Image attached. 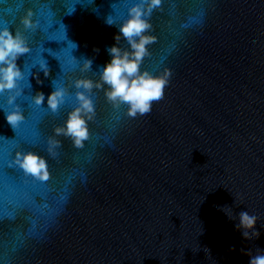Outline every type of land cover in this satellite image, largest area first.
<instances>
[{
	"label": "water",
	"instance_id": "water-1",
	"mask_svg": "<svg viewBox=\"0 0 264 264\" xmlns=\"http://www.w3.org/2000/svg\"><path fill=\"white\" fill-rule=\"evenodd\" d=\"M139 2L0 0V29L30 48L17 61L25 120L15 129L0 93V264H228L244 240L236 213L264 212V0H161L141 70H170L163 98L133 118L93 89L83 147L59 136L49 152L77 106L73 82L99 79ZM29 10L33 29L20 22ZM53 82L68 93L56 113L31 99ZM17 151L43 156L49 179L10 166Z\"/></svg>",
	"mask_w": 264,
	"mask_h": 264
},
{
	"label": "clouds",
	"instance_id": "clouds-1",
	"mask_svg": "<svg viewBox=\"0 0 264 264\" xmlns=\"http://www.w3.org/2000/svg\"><path fill=\"white\" fill-rule=\"evenodd\" d=\"M159 5L160 0H140L139 3L131 6L128 9V18L119 25V31L113 37L116 43L106 49L111 59L100 70L99 79L94 81L90 78H80L73 82L77 89L75 92L77 106L68 112L63 126L54 128V136L48 141L50 153L53 148L60 145V142L55 139L59 136L70 138L74 147H83V142L89 138L88 122L95 115V105L90 95L93 89L103 90L107 101L114 107H119L121 104L127 105V114L133 118L137 114L143 116L149 113L152 103L163 98L165 86L171 76L170 70L166 68L159 75H153L148 70H141L144 58L150 54L148 46L156 39L146 33L151 29L149 18ZM32 16L33 13L29 10L21 18L20 22L25 29H33L37 26ZM105 23L109 26L114 25L110 16L105 18ZM122 38L127 42L128 48L119 46ZM29 51L26 38L20 31L13 32L8 27L0 29V93L6 91L10 93L7 103L12 106V110H5L4 113L7 123L13 129L25 120L20 105L15 103L16 97L21 94L18 81L24 78V73L17 61ZM92 64V59H84L81 71L92 70ZM40 70L45 77L49 75L45 65H41ZM35 77L37 83H42L37 74ZM13 92L14 94H11ZM67 94L63 86L54 85L53 91L47 95V98L42 91H37L31 99L37 106H43L46 102L47 108L52 113H56L64 103ZM12 165L18 166L25 175L38 181L49 179L47 160L37 152L17 151L14 160L10 162V166ZM225 208L230 207L224 206L221 211L229 219H233L224 211ZM236 216L238 217L236 228L241 232L243 239L250 240L253 237L258 239L260 236V232L256 230L258 218L245 210H240ZM244 254L249 257L248 264H264V249L254 255L250 250Z\"/></svg>",
	"mask_w": 264,
	"mask_h": 264
},
{
	"label": "snow or ice",
	"instance_id": "snow-or-ice-1",
	"mask_svg": "<svg viewBox=\"0 0 264 264\" xmlns=\"http://www.w3.org/2000/svg\"><path fill=\"white\" fill-rule=\"evenodd\" d=\"M160 4H161V0H160ZM7 169H8V172H9V170L11 169V170H13V172L15 173V170L12 169L11 167H8ZM9 173H10V172H9Z\"/></svg>",
	"mask_w": 264,
	"mask_h": 264
}]
</instances>
